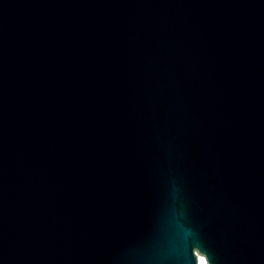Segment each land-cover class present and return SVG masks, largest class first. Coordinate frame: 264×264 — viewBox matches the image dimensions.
<instances>
[{
  "label": "water",
  "instance_id": "water-1",
  "mask_svg": "<svg viewBox=\"0 0 264 264\" xmlns=\"http://www.w3.org/2000/svg\"><path fill=\"white\" fill-rule=\"evenodd\" d=\"M264 264V0H0V264Z\"/></svg>",
  "mask_w": 264,
  "mask_h": 264
},
{
  "label": "bare ground",
  "instance_id": "bare-ground-1",
  "mask_svg": "<svg viewBox=\"0 0 264 264\" xmlns=\"http://www.w3.org/2000/svg\"><path fill=\"white\" fill-rule=\"evenodd\" d=\"M199 263L200 264H207L206 259L203 256H199Z\"/></svg>",
  "mask_w": 264,
  "mask_h": 264
}]
</instances>
